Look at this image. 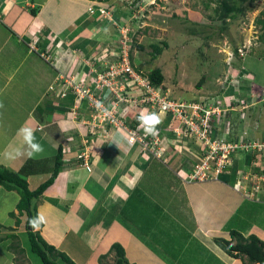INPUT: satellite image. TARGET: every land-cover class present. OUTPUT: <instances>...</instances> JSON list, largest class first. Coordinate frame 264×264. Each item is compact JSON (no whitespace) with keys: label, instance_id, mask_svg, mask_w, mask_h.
Listing matches in <instances>:
<instances>
[{"label":"crops","instance_id":"0c3cea01","mask_svg":"<svg viewBox=\"0 0 264 264\" xmlns=\"http://www.w3.org/2000/svg\"><path fill=\"white\" fill-rule=\"evenodd\" d=\"M34 1L38 0H0V103L4 105L0 109V128L3 124V127L9 129L6 133L11 138L7 141L8 143L12 142L10 146L4 140L0 142V153L11 152L12 144L17 142H21L19 148L24 147L22 140H20L22 138L17 135V130L22 126H29L34 129L37 140L44 147V153H47L45 147L54 151L52 157H48L50 160L60 148L61 170L52 184L38 198L32 200V204L36 200L34 216L39 212L46 220L41 229H45L44 232H46L49 230L46 228H50L55 222H62L63 228L68 232L80 235L84 230L89 231V237L92 241L86 248L90 246L95 249L94 253L98 249V256L106 253L109 246L115 241L122 246L125 256L130 250L129 263L176 264L167 256L156 251H150L151 248L143 237L123 225L117 216L131 191L136 187L139 188L142 167L145 166L143 162L148 163L150 159H144L139 149L134 145L132 146L120 131L119 133L110 130L106 137H102L99 129L91 130L88 128L86 130L87 127H81V122L88 120L89 116V111L83 104L77 110L79 112L76 121L68 120L65 116V99H59L56 97V92L51 93L47 90L48 86L58 77V73L69 76L80 71L81 61L87 58L86 55L95 49L98 50V42L102 38V36L98 38V27L87 22L77 33H64L65 30L62 33L61 29L54 31L45 29L44 23L38 19L41 9H38L37 16L36 14L32 16L29 12L36 5ZM46 1L42 0L41 5L44 6ZM92 3L98 5V0H92ZM104 31L107 32V30ZM108 33L112 38L113 34ZM103 38L106 37L103 35ZM81 45H83L82 47L89 46L87 53L78 50ZM39 48H42L44 53H36V49ZM92 54L94 55V53ZM25 75H30L33 79L29 84L33 95L23 91L24 88H29L23 82ZM19 79L21 83H19ZM35 79L43 83V86H36ZM8 85L11 88L6 90ZM33 87L40 90L35 91ZM250 89L252 90L251 87ZM69 97L71 96H67V98ZM69 104L70 102L67 106H70ZM130 108L133 109V107ZM121 117L128 118L125 121L133 122L132 116L121 115ZM79 122L80 124H78ZM164 136L162 145H164L165 155L170 158H168V163L172 164L173 154V159H175L173 165L174 168L178 169L180 167L178 158H191V155L183 156V152L181 153L179 150L183 149L191 154L196 149L189 141L185 140L173 146L172 149L171 146L175 145L174 136L169 132L164 133ZM17 138L20 139L17 140ZM78 155H82L83 158H77ZM1 156L3 157L2 162L5 164L0 165V167L8 170L11 167L13 172L21 169L22 163L14 170V160L6 158V155ZM237 156L242 163H245L243 155L238 154ZM48 158L46 156L41 159L31 158L32 162L38 163L39 168L21 176L28 187V181L31 177L49 171L46 169L50 167L51 162L47 166V161L44 165L40 164L42 160L50 161ZM27 159L29 158H24V160ZM83 161H87L88 171L83 166ZM237 162L233 161L232 167L221 175L231 177ZM160 164L162 163L160 162ZM236 170H238L237 167ZM233 181L230 182L232 185L210 180L199 183H184L180 186V189L183 188V195H180V198H184V206L181 205V208L186 207L188 222H192V225L190 224L189 229H187L189 234L186 235L184 245H189L196 252H200L201 258L206 264H243L241 258H232L226 255L213 241L215 238L229 240V230L224 227L230 217L238 213L240 220H242V214L245 218L248 216L250 209L243 210L242 207L251 203L233 191L232 186L235 184ZM9 195L12 196L13 201L5 209V213L6 215L10 212L14 214V218H11V220L13 219L12 224H14L15 218L20 223L18 226L14 224L7 228L0 225L3 232V237H0V240L3 239L2 243L14 239L15 236L13 235L16 234L17 229H20L22 218H25L18 216L14 209L18 199L16 192L7 191L0 186V200ZM181 211L182 209H180ZM245 218L243 222H248L247 225L245 224V228L229 226L228 229H237L243 237L253 234L264 243L263 225H255L253 224L255 221ZM40 230L35 232L39 233ZM45 243L56 248L58 245L64 244V240L60 237ZM230 243L233 245L235 242L230 240ZM7 246L6 244L3 245L9 260L12 261L13 257L11 251L7 250ZM62 251L63 249L60 252ZM64 252L62 253L74 264H76L74 261L78 262L77 264L89 263L86 260L89 256L81 259L82 257H79L78 253Z\"/></svg>","mask_w":264,"mask_h":264},{"label":"rangeland","instance_id":"374dc122","mask_svg":"<svg viewBox=\"0 0 264 264\" xmlns=\"http://www.w3.org/2000/svg\"><path fill=\"white\" fill-rule=\"evenodd\" d=\"M41 1L42 0H38L34 2L36 4L35 9H37V11L41 9L38 19H41L40 21L44 23L45 29H51L52 31L61 29L62 32L65 30L66 32L77 33L87 22H91L94 27L97 26L98 29H100L98 38L102 36L98 42V49L117 43V40L112 39L116 36L111 38L108 33H114L113 31L115 29L111 24H109L110 26L108 23L104 24L103 22H106V20L102 23L99 22L96 13L92 15L88 14L86 8H96V3H92L89 0H47L44 6H42L40 3ZM107 5V10L110 12V15L112 17H117L116 22L119 25H126L130 30L129 36L132 35V39L130 41L127 40L126 44L130 47L129 51H127V56L129 55L132 67L134 65V67L143 74L148 73L149 70L153 68H159L163 75L161 88L167 90L169 96L174 99L179 98L186 101L197 102L204 101L206 104L208 103L207 105H210L217 99H220L221 102L222 99H226L230 95L232 98H238L241 101L243 98L246 99V102H244L246 106L244 111L245 119L238 123L237 130L243 131L242 134L244 137L248 136L251 142H264V46L259 43L261 30L254 25L256 17H258L261 11H264V0H109L105 4L98 2V7L102 6L105 8ZM232 5L240 6L238 12L235 13V17L232 16V13H227L224 9V6L230 7ZM93 30L97 31L95 28H93ZM104 30H107V32ZM95 31H93V33H95ZM87 35L89 36V33ZM103 35L106 38H103ZM114 35L116 34L114 33ZM162 42L166 43L167 49L156 58L151 59L148 45L158 44L160 46ZM134 44H139L144 47V51L139 52L136 50L135 46L131 47V45ZM82 46L83 45L79 46L78 50L87 53L89 46ZM36 50V53H44L42 48ZM36 53H34V55H36ZM239 57L241 61H239ZM239 69L240 71H238ZM31 81H33L31 76L25 75V80L23 82L24 85H27L29 88H24L23 91L33 95V93H31L32 88L30 90L29 86ZM35 81L36 86H43V83L36 79ZM19 83H21L20 79ZM10 88V85H8L6 90ZM28 89L29 91H27ZM33 89H35V91L40 90L34 87ZM64 102L65 105H68L69 102V105H71L72 97L65 99ZM80 104V102L78 105L75 104V109L69 107L66 110L65 116L68 120L76 121V114L79 112L76 110L79 109ZM170 119L171 117L169 116V120ZM86 121L88 120L84 122ZM82 122L78 124H80L81 127H87L86 124H82ZM85 129L88 130V128ZM102 130L103 129H100L101 134H108L106 128ZM8 131L9 129L3 127L2 124L0 128V142L4 140L8 143L7 140L11 138L7 134ZM96 133L98 134V131H96ZM164 133L167 134V129L164 130ZM18 139L20 138H17V140ZM11 143L10 141L8 145L10 146ZM20 143L21 142L12 144V151L19 148ZM179 143H181V141H174L175 145H172L171 148L173 149V146ZM162 144L163 141H160V149L164 147ZM136 147L139 149L138 146ZM45 149L47 153L38 155L36 158L41 159L45 156L46 158L52 157L54 151L48 150L47 147H45ZM179 151L181 153L183 152V156L185 157L191 155L183 149ZM5 153L6 151L0 153V155H5ZM142 156H144V159L154 161L149 154L143 153ZM1 157L0 165H4L5 163L2 162L3 157L2 159ZM24 158L14 160V170L18 168L19 164H23L25 161ZM168 158L167 155L162 158L163 162H167V164L163 165L165 166L166 172L165 174H161L165 181L156 184L153 179L152 183V194L159 193L162 197L166 196L161 202V205L157 203L161 208L162 205L165 206L167 202L170 204L175 195H183V188L180 189V186L184 185L179 175L181 171L178 170L179 167L178 169L174 168L173 163H175V159H173V154L172 164L168 163L170 159ZM178 159L180 160V166L186 171L191 170L193 168V163L198 161V157L195 155H192L191 159ZM257 159L258 156H255L252 162L255 161L254 163H256ZM45 162L46 166L51 162L50 167L46 169V171L48 169L49 171L31 177L28 181V188L30 190L34 189L49 177L51 169L53 168V160H42L40 164L44 165ZM157 162L160 163V161ZM143 163H145L144 165L147 164V162ZM262 164H264V158L262 159ZM243 165L244 164L239 159L236 165L238 166L237 169L243 170ZM160 167L153 165V170L148 168L147 170L150 174L147 173L145 176L146 179L144 180L148 181L147 178H151V173H154V169L156 168L157 171H159ZM9 170H11V167ZM183 175H185V173ZM210 180H217L230 184L233 180V182H237L238 175H236L235 172L231 177L228 175H219L218 178ZM248 186L250 185L248 184ZM168 188L173 190V193L167 194ZM12 201L11 195L5 196L3 200H0V225L3 228L14 225L12 224L13 219L11 220L8 214L6 215L5 213V209L11 205ZM35 201L33 204L34 206H36ZM251 208L250 206L248 207V209ZM10 211H12V209H10ZM262 211H264V206L254 213L255 223L253 224H261L264 227V218H262L264 213ZM154 214H156V211H154ZM117 216L119 217V214ZM22 217L25 216L22 215ZM22 219V224L19 226L20 229H17L16 234L13 235L15 236L13 237L14 239L5 241V243H2L3 239L0 240V246H2L0 248V264H42L39 258L29 249L24 229L25 218ZM243 221L244 215L242 214V220H240V216L237 213L235 219H232L229 223L233 224L232 226H239L243 229L245 228ZM57 223L58 222H55L50 228H46V230L49 229L46 232H44L45 229L40 230L39 233L44 241L46 242L62 237L64 244L58 245V247L55 248L56 250L61 251V249H63L62 252L69 251L71 254L78 253V256L82 257L81 259L89 256L86 259L89 261L88 264H98V249H96L94 253L95 249L90 246L86 248L90 241H92L89 237V231L84 230L80 235H77L73 232L66 231V229L63 228L64 224L62 222ZM5 230L7 231L8 229ZM2 233L0 229V237H3ZM135 233L139 235L136 230ZM156 235L162 238V242L166 237L173 236L171 232H167L163 236L161 233H157ZM182 242L183 239L172 242V244H174L172 248H177L174 247L175 244L180 245ZM4 244L13 247L11 250L12 252H10L13 257L12 261L9 260L7 251L4 250ZM148 244L151 248L150 251L159 252L164 256L167 255L161 247H154L149 242ZM90 250L92 252H89ZM127 255L125 258L129 261L131 258L130 250L127 251ZM111 256L112 255L108 256L103 262L111 264ZM74 262L76 264L78 263L76 261Z\"/></svg>","mask_w":264,"mask_h":264},{"label":"built area","instance_id":"2783aa9c","mask_svg":"<svg viewBox=\"0 0 264 264\" xmlns=\"http://www.w3.org/2000/svg\"><path fill=\"white\" fill-rule=\"evenodd\" d=\"M98 12L109 20L108 13L103 9L100 8ZM119 32L121 37L117 44L118 50L109 52V61L104 59L97 65L86 64L88 71L79 79L62 75L57 78L58 97L65 98L70 92L73 96L71 109H75V104L80 102L89 111L88 121H83L82 124L85 123L91 130H120L130 144H136L141 151L159 158L162 153L159 148V131L156 136H146L139 123L128 126L120 118L123 109H119V105L126 106V111L129 105H133L138 110L147 109L164 117L170 116V121L176 123L171 132L177 138L182 136L199 145L198 161L186 176L188 182L216 179L231 167L233 158L239 152L264 151V142L248 141L237 130L239 121L244 117L246 99L241 101L230 95L221 102L217 99L210 105L173 99L167 90L149 84L133 70L127 56V30L120 28ZM56 86H50L49 91L55 90ZM98 103H103L108 109V115L98 108ZM262 187L264 188L263 173H238V180L233 185V189L243 192L247 200H254Z\"/></svg>","mask_w":264,"mask_h":264},{"label":"trees","instance_id":"16d2710c","mask_svg":"<svg viewBox=\"0 0 264 264\" xmlns=\"http://www.w3.org/2000/svg\"><path fill=\"white\" fill-rule=\"evenodd\" d=\"M92 1V0H89ZM109 0H98L99 3H107ZM109 5V4H108ZM108 5L105 7L106 10L108 9ZM112 6V5H111ZM224 9L227 13H232V16H236L235 13L238 12L240 6H224ZM37 12L35 7L30 10V14L34 16ZM113 19L117 20V17L113 16ZM254 25L259 27L261 33L259 35V43L264 46V11H261L256 17L254 21ZM66 31H64L65 33ZM136 32V31H135ZM63 33V32H62ZM60 33V34H62ZM132 39V35L130 36V40ZM158 44H149V55L150 58H156L159 56L165 49H167L166 43L162 42ZM136 48L137 51L141 52L144 51V47L141 45H131V47ZM130 48V47H129ZM241 61V58H238ZM129 63L131 65V61L129 59ZM240 66V65H239ZM139 72V70H136ZM240 71V69L238 70ZM140 76H142L149 84L153 86H160L163 82V75L159 68H153L149 70L148 73L143 74L140 71ZM204 102V101H201ZM138 122V117L132 122V124H136ZM239 155H243V159L245 163H243V170H235L238 173L242 174H253V173H263L264 174V164H262V159L264 158L263 152H256L255 150H248V152H240L237 153ZM255 155L258 156L257 162L253 164L252 160L255 159ZM239 157L233 158V161H238ZM238 159V160H237ZM53 168L51 169L49 177L37 185L34 189H29L25 180L21 177L29 173L31 170L35 171L34 169L39 168L38 163L35 161H31V159H27L22 164L21 169L17 172L10 171L6 168L0 167V186L7 190V191H15L18 199L14 206L15 211L17 212L18 216H25L24 221V229L26 232L29 249L32 253H34L42 264H74L64 253L56 250L53 246L48 245L45 241L40 237L37 232H33L32 228L29 225V220L34 217L35 206L32 204V200L38 198L46 188H48L54 179L56 178L57 174L61 170V153L60 148L57 149L54 157H53ZM232 161V162H233ZM255 162V161H254ZM260 162V164H259ZM37 163V164H36ZM156 160L149 161L144 167H142V177L140 181V186L134 188L131 193L128 195L124 205L119 211V218L118 220L125 225L131 231H137L140 236L148 243H152L156 246L161 247L165 253L167 254V258L171 260L173 263L176 264H206L204 260L201 258L200 252H196L193 248L189 247V245H184V241H186V235L189 234L187 229H189L190 224L187 219L188 217V210L186 207L181 208V205L184 204V198H180V195L174 196V199L171 200L170 204L168 202V206L162 205V208L158 206L157 203L161 205L164 197L158 194H152V183L153 179L154 182L160 183L164 182L163 175L165 174V166ZM153 165L161 166L160 170L154 169V173H151V178H147L148 181L144 179L146 174L148 173V168L152 169ZM232 167V166H231ZM164 168V169H163ZM153 170V169H152ZM235 170L233 173H235ZM227 171V169H226ZM231 172V171H230ZM169 173V172H168ZM225 173V172H224ZM232 173V174H233ZM150 174V173H148ZM223 174V173H222ZM221 175V174H220ZM155 184V183H154ZM169 186V184H168ZM142 189V191H141ZM263 189V190H262ZM262 191L264 188L262 187ZM173 193V190L168 188V193ZM255 199L258 201H262L264 199V195L261 193L256 194ZM184 206V205H183ZM252 207L249 212L248 216L245 219L255 221L254 213L257 212L262 206L259 202H253L249 205L245 204L242 209H248V207ZM160 207V208H159ZM180 209L182 211L180 212ZM241 209V210H242ZM156 211V214H154ZM263 212V211H262ZM264 213V212H263ZM154 214V215H153ZM10 218H14V214L12 212L8 213ZM264 218V214L262 215ZM236 215L230 217L225 225V229L227 228L229 240H224L221 238H215L214 244L222 250L226 255L232 258H238L241 256L245 257V261L247 264H264V243L259 241L257 237L253 234L248 235L247 237H242L241 232L228 229L229 226L232 227L233 224L229 222L232 219H235ZM263 221V220H262ZM264 222V221H263ZM20 221L15 218L14 224L18 226ZM247 221L244 225H247ZM192 225V224H191ZM230 227V228H231ZM167 232L172 233V237H166L163 242L161 237H157V233H161L162 236ZM183 239L182 244H175V249L172 248L174 244L172 242ZM230 240H233L235 243L232 245ZM13 247L7 246V250L11 251ZM166 249V250H165ZM163 251V252H164ZM12 252V251H11ZM203 252V251H202ZM111 256L112 263L111 264H133L129 263L124 255V250L121 245L114 242L112 243L107 252L98 256V264H106L103 261L109 256ZM243 261V264H245ZM210 263V262H209Z\"/></svg>","mask_w":264,"mask_h":264},{"label":"clouds","instance_id":"9594fccd","mask_svg":"<svg viewBox=\"0 0 264 264\" xmlns=\"http://www.w3.org/2000/svg\"><path fill=\"white\" fill-rule=\"evenodd\" d=\"M90 2H92V1H90ZM97 4V3H96ZM103 9L105 12H107L108 13V17H109V20L106 18V17H104L103 15H101V14H99V12H98V10L99 9ZM87 12H88V14H90V15H92V14H94V13H96L97 15H98V21L99 22H103L104 20H106V22H103L104 24H106V23H108V25L109 24H111V26L115 29L113 32L116 34V35H114V33H113V36H116V37H114L113 39H115V40H117V43H115V44H113V45H110V46H108V47H101V49H98V50H93L92 52H89L86 56H87V58H85L83 61H81V65H80V67H81V70L80 71H78V72H76V73H72V74H70L69 76H66V75H62V74H60V73H58V76L59 75H62V76H65V77H70V76H73L74 77V79H79L81 76H83V75H86V73H87V71H88V66L86 65V64H91V63H93V64H95V65H97V64H99V62H103V60L105 59V60H107V61H109L110 60V58H109V52L111 51V50H114V51H117L118 50V47H117V44H118V41H119V39H120V37H121V34H120V28H125L126 30H127V40H129L130 41V36H129V33H130V30L127 28V26L126 25H122V24H118L117 22H116V20L115 19H113V17L110 15V12L108 11V10H106L104 7H102V6H100V7H98V5H97V7L96 8H93V7H88L87 8ZM110 26V25H109ZM99 30L100 29H98V33H99ZM98 47H99V45H98ZM103 50V51H102ZM128 51H129V47H128ZM92 53H94V55L92 54ZM92 56V57H91ZM240 58V57H239ZM128 61H129V55H128ZM130 64V63H129ZM131 67H132V65H130ZM85 68V70H83ZM133 70L136 72V73H139V75H140V70H139V72H137L136 70H137V68L136 67H134V65H133ZM58 78V77H57ZM57 78H55V81L51 84V85H49L48 86V92H51V93H53V92H56V97L57 98H59L58 97V90H59V87H57L56 86V84L58 83L57 81H58V79ZM52 85H54V86H56V88H55V90H53V91H49V87L50 86H52ZM162 85H160V87H161ZM71 96L72 97V104H73V96H72V94L70 93V92H68L67 93V95H66V97L65 98H62V99H66L67 98V96ZM59 99H61V98H59ZM174 99V98H173ZM176 99H179V98H176ZM182 100H184V99H182ZM197 102V101H196ZM72 104L70 105V106H67L66 105V110L69 108V107H71L72 106ZM84 105L85 106V104L84 103H81L80 105ZM78 105V104H77ZM4 107V105H3V103H0V109H2ZM126 106H120L119 105V109H123L122 111H123V113H122V115H126V116H132L133 117V121L138 117V122L137 123H139V127L140 128H142L143 129V131H144V134L146 135V136H156L157 134H158V131H159V133H160V135H161V140L160 141H164V130H166L167 129V132H169V133H171L173 136H174V141H182V140H185V141H189L194 147H195V151H193V152H191V158H192V155H195V156H197L198 157V152H199V145L198 144H195L192 140H190V139H187V138H184V137H182L181 136V138H177L176 136H175V134H173L172 132H171V129L173 128V127H175L176 126V123H174V122H171L170 120H169V118L168 117H164L163 115H161V114H158V113H156V112H150L149 110H147V109H145V110H143L142 111V109H136V108H134V106L133 105H129V107H127L128 108V111H126V109H124ZM130 107H133V109L132 108H130ZM98 108H100V109H103L104 110V114L105 115H108L109 113H108V109L107 108H105L104 107V105H103V103H98ZM120 118H122V117H120ZM122 119H124V120H127L128 118H122ZM245 119V115H244V117H243V119L242 120H244ZM241 120V121H242ZM240 122V121H239ZM125 123H127V125L128 126H133V124H132V122L130 123L129 121H125ZM136 123V124H137ZM135 125V124H134ZM38 130L40 129L39 127L37 128ZM107 130V132H109L110 130H114V131H117V132H119L120 130H115V129H112V128H107L106 129ZM120 132H122V131H120ZM119 132V133H120ZM123 133V132H122ZM239 133L240 134H242L243 133V131H239ZM17 135L18 136H20L21 138H22V142H23V145H24V147L21 149V148H16V149H14L13 151H11V152H6L5 153V155H6V158H8V159H10V160H15V159H20V158H24V157H27V158H29V159H31V158H35L36 156H38V155H41V154H43L44 153V147H43V145L37 140V137H36V135H35V131H34V129L32 128V127H29V126H22L21 128H19L18 130H17ZM101 136L102 137H106V134H101ZM122 136H125L124 135V133L122 134ZM126 137V136H125ZM248 141H250L249 139H248V136L247 137H245ZM132 146L134 145L135 147L137 146L136 144H131ZM117 146L119 147V145L117 144ZM159 146H160V143H159ZM162 151V153H161V156L159 157V158H156V157H154V156H152L151 154H149V153H145V152H143V151H141L140 149H139V151L143 154H149V155H151V158H153V159H156V160H158V161H160L163 165H165V164H167V162H163L162 161V158H163V156L166 154V152H165V149H161ZM261 152H263L264 153V151H261ZM240 153V152H239ZM238 154H236V156H237ZM235 156V157H236ZM164 157H166V155L164 156ZM77 158H83V156L82 155H79ZM190 158V159H191ZM87 162V161H86ZM85 161H83V166L85 167V169H87V171H88V166H87V163H86ZM196 163V162H195ZM195 163H193V165L195 164ZM86 164V165H85ZM181 165V164H180ZM232 165H233V162H232ZM231 165V166H232ZM178 170H180L181 171V173L179 174L180 175V177L182 178V180H183V182L184 183H199V182H196V181H194V182H188L187 180H186V175H188L189 173H190V171L191 170H189V171H186L185 169H183L181 166L179 167V169ZM236 172V175H238V172L237 171H235ZM185 173V175H183ZM219 176V175H218ZM218 176H217V178H218ZM203 182H205V181H203ZM236 183V182H235ZM234 185V184H233ZM232 188H233V186H232ZM233 191H235L234 189H233ZM236 192V191H235ZM237 194H239V195H241L242 197H243V199H245V201H247V202H250V203H253V202H259L260 204H264V199L262 200V201H258L257 199H254V200H247L246 198H244V196H243V192H236ZM260 193L262 194V195H264V191H260ZM259 194V193H258ZM46 223V220H45V217L43 216V215H41L39 212L37 213V215L36 216H34V217H32L30 220H29V225H30V227L34 230V231H39L40 229H41V227L44 225ZM243 237V236H242ZM247 237V236H246ZM245 238V237H244ZM258 239V238H257ZM259 240V239H258ZM260 241V240H259ZM262 242V241H261ZM239 259L241 258V260H242V262L243 261H245V257L244 256H241V257H238ZM245 264H247V262L245 261L244 262Z\"/></svg>","mask_w":264,"mask_h":264}]
</instances>
